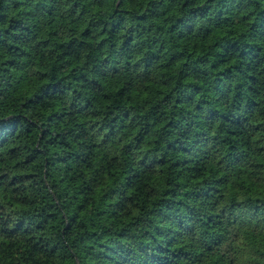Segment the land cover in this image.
<instances>
[{
    "label": "trees",
    "instance_id": "obj_1",
    "mask_svg": "<svg viewBox=\"0 0 264 264\" xmlns=\"http://www.w3.org/2000/svg\"><path fill=\"white\" fill-rule=\"evenodd\" d=\"M0 264H264V0H0Z\"/></svg>",
    "mask_w": 264,
    "mask_h": 264
}]
</instances>
